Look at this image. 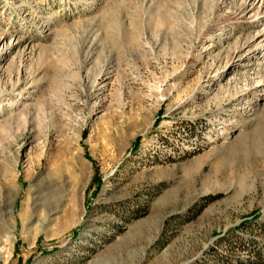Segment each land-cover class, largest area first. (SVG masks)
I'll return each instance as SVG.
<instances>
[{
    "label": "rangeland",
    "instance_id": "rangeland-1",
    "mask_svg": "<svg viewBox=\"0 0 264 264\" xmlns=\"http://www.w3.org/2000/svg\"><path fill=\"white\" fill-rule=\"evenodd\" d=\"M0 264H264V0H0Z\"/></svg>",
    "mask_w": 264,
    "mask_h": 264
}]
</instances>
